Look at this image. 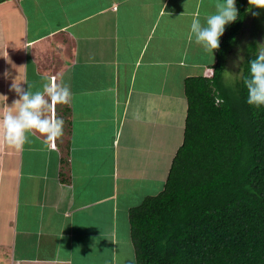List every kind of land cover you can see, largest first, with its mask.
Here are the masks:
<instances>
[{"label":"crops","instance_id":"obj_1","mask_svg":"<svg viewBox=\"0 0 264 264\" xmlns=\"http://www.w3.org/2000/svg\"><path fill=\"white\" fill-rule=\"evenodd\" d=\"M217 2L0 0V117L15 79L71 91L46 113L64 120L54 149L39 133L20 151L0 137V264H136L132 195L167 178L183 143L186 79L210 76L217 50L190 25Z\"/></svg>","mask_w":264,"mask_h":264},{"label":"trees","instance_id":"obj_2","mask_svg":"<svg viewBox=\"0 0 264 264\" xmlns=\"http://www.w3.org/2000/svg\"><path fill=\"white\" fill-rule=\"evenodd\" d=\"M237 7L213 74L186 79L184 140L163 190L129 211L136 264H264V106L247 103L243 83L256 53L246 57L235 84L223 80L248 19L245 0ZM62 160L68 165L69 156Z\"/></svg>","mask_w":264,"mask_h":264},{"label":"clouds","instance_id":"obj_3","mask_svg":"<svg viewBox=\"0 0 264 264\" xmlns=\"http://www.w3.org/2000/svg\"><path fill=\"white\" fill-rule=\"evenodd\" d=\"M249 3L255 8L264 9V0H249ZM215 7L216 11L206 17L205 23L202 24L198 17H193L190 25L195 43L212 54L220 48V38L225 33L226 26L236 22L240 16L237 0H218ZM243 59L241 55L239 60ZM249 65V74L243 78L247 89V103L259 108L264 106V42H258L255 58L249 61ZM22 81L27 80L15 79L11 85L18 98L11 104L13 108L0 117V137L8 146L20 151L30 135L39 133L45 137L47 146L54 149L55 141L63 135L64 120L57 117L54 111L51 115L46 113L54 110L57 104H67L71 91L53 80L44 83L42 90L33 92L31 85L28 83L29 86L25 89Z\"/></svg>","mask_w":264,"mask_h":264},{"label":"rangeland","instance_id":"obj_4","mask_svg":"<svg viewBox=\"0 0 264 264\" xmlns=\"http://www.w3.org/2000/svg\"><path fill=\"white\" fill-rule=\"evenodd\" d=\"M248 19L238 34V37L227 55V62L225 71L223 73V80L226 84L233 85L243 75V63L246 57L252 53H256L258 42H264V9H258L250 5L249 0H245ZM255 13H259L256 15ZM243 56V60H239L240 56ZM238 62V63H237ZM181 73V72H179ZM179 78V77H178ZM123 163L126 164L130 160L134 161L133 156H126L123 154ZM142 160L141 157H138ZM163 172L161 173V180L164 178L167 172V162L162 164ZM169 171V169H168ZM137 192L132 195V202L134 205L141 204L145 197L150 193H160L163 190V185L160 182H137Z\"/></svg>","mask_w":264,"mask_h":264}]
</instances>
